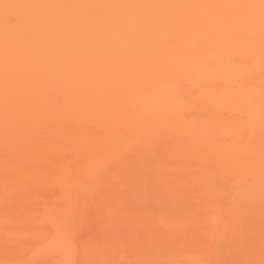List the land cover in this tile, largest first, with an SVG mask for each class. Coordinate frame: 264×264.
I'll list each match as a JSON object with an SVG mask.
<instances>
[{
  "label": "bare ground",
  "instance_id": "6f19581e",
  "mask_svg": "<svg viewBox=\"0 0 264 264\" xmlns=\"http://www.w3.org/2000/svg\"><path fill=\"white\" fill-rule=\"evenodd\" d=\"M260 0H0V264H56L49 215L74 260L258 264L264 246V33ZM183 5L207 7H176ZM148 158L150 210L222 223L173 236L113 223L112 183ZM119 203V201H117ZM243 242L237 243L238 231Z\"/></svg>",
  "mask_w": 264,
  "mask_h": 264
},
{
  "label": "snow or ice",
  "instance_id": "6c2138e0",
  "mask_svg": "<svg viewBox=\"0 0 264 264\" xmlns=\"http://www.w3.org/2000/svg\"><path fill=\"white\" fill-rule=\"evenodd\" d=\"M176 7H207V6H194L183 5ZM211 7H251L259 8L261 17V30L264 33V0H260L259 5H230V6H211ZM261 57L264 60V43H262ZM264 119V113H262ZM262 158H264V146H262ZM152 166V161L148 158H141L133 168L125 169L123 175L113 178L112 183L119 187L124 186L125 189H130L132 199L141 206L135 211V214H126L123 210V201L121 198L116 197L110 201L111 211L113 216V223H128L129 225H136L142 220H149L151 225L156 229H161L169 232L171 235L176 236L180 234L188 235L197 231H205L208 233L209 239L215 240L217 233L220 231V226L225 225V231L231 227V222L224 219L216 211V201L211 196H205L201 200L204 205L207 219L204 224L200 222V212L191 208H186L184 215L179 219H172L170 216L164 214H155L150 210L152 201L159 200L162 196L166 195V190L163 188H150L148 180L146 179V172ZM169 200L172 203V208L175 209L176 202L174 197L170 194ZM119 201V203L117 202ZM49 215L55 223V231L51 237V241L44 251L53 252L60 256L61 259L56 261V264H119L111 252L105 251L103 258L74 260L73 253L77 250L75 245V238L72 236V225L66 221L56 217L55 210H50ZM237 243L243 242V232L238 231L236 237ZM34 264H41L40 261ZM143 264H182L180 261L174 260H155L150 262H143ZM191 264H218L214 261L206 260H193ZM241 264H257L255 260L248 259ZM258 264H264V246H262V257Z\"/></svg>",
  "mask_w": 264,
  "mask_h": 264
}]
</instances>
